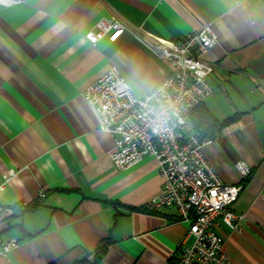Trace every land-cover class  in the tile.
Returning a JSON list of instances; mask_svg holds the SVG:
<instances>
[{"label": "crops", "instance_id": "obj_1", "mask_svg": "<svg viewBox=\"0 0 264 264\" xmlns=\"http://www.w3.org/2000/svg\"><path fill=\"white\" fill-rule=\"evenodd\" d=\"M111 16L166 42L211 22L204 103L218 119L238 117L202 151L223 182L242 184L232 209L243 216L240 228L220 217L214 228L232 264H264V0L0 3V240L19 242L0 264H174L193 240L175 207L147 209L162 185L156 159L118 169L82 96L112 65L138 97L170 71L128 33L90 44L85 32ZM182 132L197 134L189 117ZM237 160L251 168L245 179Z\"/></svg>", "mask_w": 264, "mask_h": 264}, {"label": "built area", "instance_id": "obj_2", "mask_svg": "<svg viewBox=\"0 0 264 264\" xmlns=\"http://www.w3.org/2000/svg\"><path fill=\"white\" fill-rule=\"evenodd\" d=\"M15 2L0 0L2 4ZM123 33L165 60L170 71L142 97L134 94L116 65L83 90L82 96L98 128L113 138L108 156L122 170L146 156L156 159L162 185L149 200L147 209L175 207L180 220L188 225L185 237L193 238L189 245L181 246L174 264H232L214 222L220 217L232 229L241 227L243 216L235 213L232 205L242 184L223 182L205 159L202 148L210 142L208 138L182 132L190 111L204 103L214 89L209 82L214 66L203 58L217 41L213 26L211 22L204 23L180 40L166 42L111 16L99 19L84 37L94 45L104 36L112 42ZM235 168L241 179L251 172L243 160H237ZM44 196V189H40L38 197ZM8 214L9 209L0 206V221ZM18 245L16 239L0 240V256Z\"/></svg>", "mask_w": 264, "mask_h": 264}, {"label": "trees", "instance_id": "obj_3", "mask_svg": "<svg viewBox=\"0 0 264 264\" xmlns=\"http://www.w3.org/2000/svg\"><path fill=\"white\" fill-rule=\"evenodd\" d=\"M188 117L191 121L192 127L196 130L199 137L210 138L218 133L225 125L236 120L238 113L224 119H218L209 111L205 106V103H201L190 111ZM100 251L102 252V249ZM48 264L56 263L51 262Z\"/></svg>", "mask_w": 264, "mask_h": 264}, {"label": "snow or ice", "instance_id": "obj_4", "mask_svg": "<svg viewBox=\"0 0 264 264\" xmlns=\"http://www.w3.org/2000/svg\"><path fill=\"white\" fill-rule=\"evenodd\" d=\"M212 195H213V196H215V195H216V193H215V192H213V193H212Z\"/></svg>", "mask_w": 264, "mask_h": 264}]
</instances>
